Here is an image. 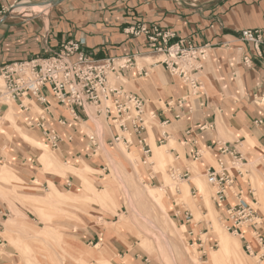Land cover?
I'll use <instances>...</instances> for the list:
<instances>
[{
    "label": "crops",
    "instance_id": "crops-1",
    "mask_svg": "<svg viewBox=\"0 0 264 264\" xmlns=\"http://www.w3.org/2000/svg\"><path fill=\"white\" fill-rule=\"evenodd\" d=\"M20 2L44 4L40 7L47 10L42 15L23 12L17 17L11 16L13 13L10 12L5 20L0 21V68L12 62L45 57L69 40H83L82 51L93 60L135 55L137 66L147 70V76H138L134 68L122 73L120 83L130 93L143 98L147 112L155 116L145 132L148 146L149 130L155 145H167L173 140V145L181 152L172 147L169 151L179 164L197 162L201 171L207 173L209 168H216L219 160L224 167L230 163L236 169L231 174L232 201L236 200L237 192H242L247 201L254 199L258 205L249 176L254 172L264 182V163H260L264 159V52L259 57L251 45L238 38L240 31L245 29L264 30V0H0V20ZM138 24L172 31L175 38L171 42L188 40L194 46L209 44L203 68L197 74L202 88L200 100L179 102L187 90L180 80L167 73L163 65L154 63L157 60L152 55L154 45L149 44L142 34L132 36L127 33L128 29ZM244 58L249 60L247 64ZM148 59L153 60L147 63ZM200 101L206 102L205 107H201ZM32 103L38 110H34L30 104L27 111L19 108L24 119L23 127L33 130L45 142L41 133L29 125V122L34 124L39 120L36 112L42 111L47 126L63 137L57 148H51L58 158L61 161L71 160L75 164L83 159L90 162L92 148L79 128L90 120L87 119V110V117L78 111L79 120L69 121L68 126L61 128L57 121L66 115L64 109L51 102L47 108L34 101ZM7 108L0 105V119ZM17 115L20 116L19 113ZM259 121V124L255 123ZM107 126L105 139L114 142L113 131L108 123ZM1 133L4 132L0 131V163H3L2 150L8 147V142ZM132 141L135 144L134 137ZM15 142L16 145L6 153L10 167L14 168L21 180L29 182L31 187H37L36 192H43L48 188V178L32 164L36 157L32 150L21 145L25 142L21 138ZM125 147L139 148L136 144ZM224 148L229 153L222 154ZM230 153L241 156L239 167L251 166L252 170H239L232 164ZM228 171L231 173L229 167ZM184 174H187L184 179L189 181L190 168H185L181 176ZM37 179L42 182L37 184ZM57 181L58 186L70 185L62 179ZM52 185L57 189L54 182ZM213 203L221 208V205ZM256 209L261 217L259 209ZM179 212L175 211L173 215L180 222ZM190 222L186 221L188 224ZM105 228L100 230L101 238L97 230L84 231L79 237L73 231L67 233L63 245L68 256L63 264H78V260L87 263L88 246L96 249L99 245L102 251L94 253L95 258L104 256L111 264H116V259H120L124 264L127 255L121 254L123 250L113 237L115 232L119 234L120 231L108 227L104 235ZM191 234L192 230L188 235ZM244 237L240 241L248 244L252 254L250 241L258 242L249 233H245ZM197 241L201 246V240L197 238ZM0 264L10 263L0 254Z\"/></svg>",
    "mask_w": 264,
    "mask_h": 264
},
{
    "label": "rangeland",
    "instance_id": "rangeland-1",
    "mask_svg": "<svg viewBox=\"0 0 264 264\" xmlns=\"http://www.w3.org/2000/svg\"><path fill=\"white\" fill-rule=\"evenodd\" d=\"M17 6L18 3L11 9ZM44 10H40V13L27 10L24 13L42 15ZM19 14L21 13H13L11 16L17 17ZM152 60L146 61L151 63ZM111 81L114 82L112 78ZM0 88H3L1 79ZM1 101L7 107L13 105L16 113L20 114L16 117L17 124L29 136L19 134L9 124L6 116L0 119V128L9 134L1 133L8 142V147L2 150L4 162L0 163V254L10 264H63L68 256L63 245L67 233L73 231L79 237L84 231L97 230L101 238L100 230L105 227L120 231L119 234L115 232L113 237L123 250L121 254L127 255L123 260L124 264H230L234 258L239 259L240 263L246 261L248 264H264V245L250 241L252 254H248L244 243L226 230L221 216L225 212V203L234 204L232 190L227 192L226 202L220 204L221 208L215 207V188L206 182L205 172L201 171L200 177L194 179L190 176L189 181L179 177L185 168H190L191 172V164L178 163L169 149L172 147L179 152L181 150L173 144H168L164 149V145H155L152 133L148 130L151 155L153 145L164 151V168H157L150 162L151 156L143 160L139 148H126L121 142L107 141L104 135L108 131L105 117L98 116L93 107H87L90 120L82 123L79 128L83 133L94 135L98 147L90 151V162L84 159L77 161V164L71 160L61 161L58 154L37 133L23 127V115L15 102L5 99ZM34 110H38L36 106ZM20 138L25 142L21 145L32 150L36 157L35 163H32L34 167L48 178V188L43 192H36L37 187H31L29 182L21 180L14 168L10 167L6 153ZM34 138L42 143L47 155L38 157L41 149L36 146ZM37 158L41 170L36 162ZM129 158L133 160L130 161ZM260 163H264V159ZM67 167L78 170L77 173L88 183L75 174L68 173ZM228 167L233 174L236 169L230 163ZM237 168L244 172L252 170L251 166ZM71 176L68 181L67 178ZM249 178L258 202L255 207L262 214L264 235V182L254 172ZM57 179L70 185L58 186ZM40 182L42 181L37 179L36 183ZM52 182L60 193L52 195ZM184 186L189 188L186 198L181 193ZM147 189L152 196L147 195ZM178 210L181 214L180 222L173 215ZM183 210L191 214L189 224L186 223ZM216 225L225 237L238 243L242 255H212L214 250L219 253V242L215 237ZM107 228L104 229V235ZM190 230L193 233L191 236L188 235ZM31 234L37 236L30 238ZM197 238L201 240V246ZM87 249L88 262L78 260V264H111L104 256L101 259L93 256L94 253H101V245L96 249L88 246ZM121 261L116 259L115 262L121 264Z\"/></svg>",
    "mask_w": 264,
    "mask_h": 264
},
{
    "label": "built area",
    "instance_id": "built-area-1",
    "mask_svg": "<svg viewBox=\"0 0 264 264\" xmlns=\"http://www.w3.org/2000/svg\"><path fill=\"white\" fill-rule=\"evenodd\" d=\"M127 33L132 36L142 34L149 44L154 45L152 55L157 58L154 63L163 65L167 73L180 80L187 90L180 103L183 104L189 99H201L202 88L197 74L203 68L209 44L194 46L188 40L171 42L175 38L172 31H163L157 26L149 28L144 24L131 27ZM238 40L251 45L259 57L264 52L263 29L242 30ZM83 45V40H69L63 42L58 50L50 51L45 57L4 65L0 68V79L3 84V88H0V105L3 104L1 100L5 99L15 102L21 110L27 111L30 101L46 108L51 105L50 102L54 103L66 111L64 118L57 121L61 128L68 126L69 121L77 122L80 118L78 111L87 117L86 108L93 107L98 116L105 117L113 131L114 142H121L127 147L136 144L142 151L145 161L151 156L145 132L155 116L147 112L143 98L130 93L121 85L120 77L124 71L134 68L138 76H147V70L137 66L135 55L116 59H89L82 51ZM244 61L246 64L249 62L247 58H244ZM200 105L205 107L206 102L200 101ZM38 116L37 122L34 124L29 122L30 127L41 133L50 148H57L63 137L47 126L42 111ZM255 123L259 124L260 121ZM84 135L90 147L96 150L98 144L95 136L86 133ZM133 137L135 144L132 141ZM224 153H229L228 149L224 148L222 154ZM230 154L232 164L239 167L242 162L241 156ZM215 167L207 170L206 182L215 188L213 201L220 205L227 199V192L233 188V176L220 160ZM172 174L174 175V171ZM186 175L179 177L187 178ZM235 198L233 205H225V212L221 216L226 224V230L240 240H244V234L249 233L258 244L264 245L262 219L255 208L256 202L254 199L247 201L242 192H237ZM183 214L188 221L190 218L188 212L184 211ZM244 247L248 254H251L247 243Z\"/></svg>",
    "mask_w": 264,
    "mask_h": 264
},
{
    "label": "bare ground",
    "instance_id": "bare-ground-1",
    "mask_svg": "<svg viewBox=\"0 0 264 264\" xmlns=\"http://www.w3.org/2000/svg\"><path fill=\"white\" fill-rule=\"evenodd\" d=\"M21 3V2H20ZM19 6L15 7L12 9L11 13H23L25 12L26 9L30 10V11H35L37 13H40V10H43L44 7H38V6H26V4H23V2L21 4H18ZM46 9V7H45ZM47 10V9H46ZM45 11V10H44ZM209 63V62H208ZM211 66V65H210ZM263 99V98H262ZM29 103V102H28ZM31 106H33V108L35 107V105L30 101L29 103ZM18 113H16L15 109L13 108V105L11 104V106H8V108L6 109L5 111V114L4 116L7 117V119L9 120V124L10 125H13L17 130H18V133L21 134V135H26L24 134L22 131H21V127L17 124V119L16 117L18 116L17 115ZM95 125H97L95 123ZM0 131L3 132V129L0 128ZM28 138L29 136L26 135ZM34 142L36 144L37 147H39L41 149V152L39 153L40 156H43V155H47V151L43 148V145L41 142H39L38 140H36L34 138ZM169 145L171 144H174L173 143V140L169 141L168 142ZM167 144V145H168ZM167 145H164L163 146V149L164 147H166ZM164 151H162V149H160L159 147L153 145V155H151V163L152 164H155L157 168H161L163 169L164 168V163H163V154ZM47 153V154H46ZM127 157H128V154H127ZM183 157V156H182ZM184 158V157H183ZM130 161H132L133 159L129 158ZM184 160V159H183ZM193 164H191V177L192 179L196 178V177H200V171H201V168H200V165L197 163V162H192ZM196 163V164H195ZM136 166V165H135ZM133 169V168H132ZM68 171V173H72V174H75L76 177L80 178L82 181L84 180V182L87 184L88 182L85 180V178H82L78 173L77 171H75V169H72V167H67L66 169ZM82 172V171H81ZM165 173V172H164ZM74 175V176H75ZM187 185V184H186ZM183 186V185H182ZM103 188V187H102ZM150 188V187H149ZM51 189H52V195L53 194H56L58 192L57 189L54 188L53 185H51ZM104 189V188H103ZM151 189V188H150ZM188 186H184L182 189H181V193L183 195L184 198L187 197L188 195ZM174 190V189H173ZM102 191V190H101ZM105 191V189L103 190V192ZM146 193L147 195L149 196H152L153 194L151 193V191L149 189L146 190ZM206 198V197H205ZM205 202V200H204ZM207 203V201H206ZM162 204V203H161ZM210 204V203H209ZM210 210L211 212L213 211V208L212 206L210 205ZM33 232V231H32ZM37 236V234H31L30 235V238L31 237H35ZM215 237L218 238V247H219V253L217 251H213L214 253H212V255L214 257H217V255H223V256H226V257H232L234 255H240L241 252H240V247L238 245V243L236 242H232L230 240V238H227L225 237L218 229H217V225L215 226ZM242 255V254H241ZM215 259V258H214ZM230 264H248L246 261L240 263V260L239 259H236L234 258L233 261L230 262Z\"/></svg>",
    "mask_w": 264,
    "mask_h": 264
},
{
    "label": "water",
    "instance_id": "water-1",
    "mask_svg": "<svg viewBox=\"0 0 264 264\" xmlns=\"http://www.w3.org/2000/svg\"><path fill=\"white\" fill-rule=\"evenodd\" d=\"M52 2V1H51ZM51 2H48V3H51ZM31 4V3H30ZM33 5H44V4H33ZM10 15V10L8 11V12H6V14H4L3 16H2V18H1V20L0 21H3V20H5L8 16Z\"/></svg>",
    "mask_w": 264,
    "mask_h": 264
}]
</instances>
